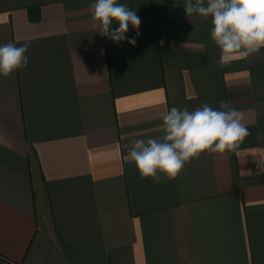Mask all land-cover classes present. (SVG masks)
I'll list each match as a JSON object with an SVG mask.
<instances>
[{
  "label": "crops",
  "instance_id": "obj_1",
  "mask_svg": "<svg viewBox=\"0 0 264 264\" xmlns=\"http://www.w3.org/2000/svg\"><path fill=\"white\" fill-rule=\"evenodd\" d=\"M93 2L0 0V45H30L0 76V264H264V48L221 65L185 0H118L141 24L117 43ZM220 101L251 133L238 154L160 183L125 159L172 107Z\"/></svg>",
  "mask_w": 264,
  "mask_h": 264
},
{
  "label": "clouds",
  "instance_id": "obj_2",
  "mask_svg": "<svg viewBox=\"0 0 264 264\" xmlns=\"http://www.w3.org/2000/svg\"><path fill=\"white\" fill-rule=\"evenodd\" d=\"M89 10L93 28L117 43L126 39L131 25L136 37L128 43L135 46L141 20L127 5L118 0H95ZM184 11L188 17H211L210 39L220 49L221 65L237 57L248 58L264 48V0H185ZM114 23L119 27L113 29ZM29 46L28 42L0 45V76L7 78L28 67ZM243 119V114L226 101H220L218 109L206 102L192 111L174 106L161 116L162 138L133 140L125 159L135 164L141 179L150 178L154 183L176 180L185 165L202 154H238L240 145L251 135ZM259 161L260 171H264V158Z\"/></svg>",
  "mask_w": 264,
  "mask_h": 264
}]
</instances>
